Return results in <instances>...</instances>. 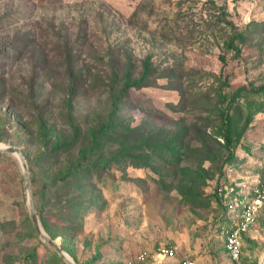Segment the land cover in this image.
<instances>
[{
  "label": "rangeland",
  "instance_id": "1",
  "mask_svg": "<svg viewBox=\"0 0 264 264\" xmlns=\"http://www.w3.org/2000/svg\"><path fill=\"white\" fill-rule=\"evenodd\" d=\"M262 86L264 0H0V147L21 150L40 224L76 264H128L159 246L259 264L264 203L234 263L212 197L222 181L243 191L264 177ZM118 142L158 155L125 156ZM62 144L49 166L44 148ZM0 264H65L35 235L7 154Z\"/></svg>",
  "mask_w": 264,
  "mask_h": 264
},
{
  "label": "built area",
  "instance_id": "2",
  "mask_svg": "<svg viewBox=\"0 0 264 264\" xmlns=\"http://www.w3.org/2000/svg\"><path fill=\"white\" fill-rule=\"evenodd\" d=\"M243 191H236L232 184L222 181L214 187L218 206L224 211L227 224L218 223L217 230L224 243L225 254L231 262H238L242 255V234L247 233L254 223L255 216L264 203V180H258ZM229 224V225H228ZM214 233L213 230H211ZM128 264H198L188 255L177 258L175 247L159 246L140 251Z\"/></svg>",
  "mask_w": 264,
  "mask_h": 264
},
{
  "label": "trees",
  "instance_id": "3",
  "mask_svg": "<svg viewBox=\"0 0 264 264\" xmlns=\"http://www.w3.org/2000/svg\"><path fill=\"white\" fill-rule=\"evenodd\" d=\"M238 37L241 39V35H238ZM230 48H232V45H230ZM129 78H130V75L128 74L127 75V80H126V82H125V85L123 86V93H127L128 92V90H129V88H131L132 87V84H130L129 83ZM241 90H243V91H245V89H241ZM260 91H264V86H262V87H259V88H257V89H255L254 90V92H260ZM72 92H73V90H72ZM115 113V112H114ZM228 119H229V117L227 116V115H225L224 116V120H223V138H224V141H225V143H226V147H227V149L229 150L230 149V145H231V143H232V137H231V135H230V133H229V131H228V129H229V127L227 126V121H228ZM114 126H116V124H114ZM123 144H127V143H124V142H118V145L119 146H123ZM47 145V144H46ZM132 144H127L126 146L127 147H129V148H127L126 146L125 147H123L122 148V150H123V155H125V156H129L130 157V155L133 153V152H137L138 154H139V158H143V159H145V160H147L148 159V161H149V159L150 160H154L155 159V157H157V155H158V149L157 148H149V150H151V156H152V158H148V155H147V157H145V156H143V157H141V153L144 151V147H142V146H140V147H138V145L136 146V145H134L133 144V146H131ZM132 147H135V148H132ZM69 148V145H66V144H62V145H60V146H58L57 148L55 147H52L51 148V145L50 146H47L46 147V149L44 148V152H43V155H44V159H45V162L49 165V166H51L50 164L51 163H53V161H52V159L53 158H55L56 157V155H57V153H59V151L61 152L62 150H66V149H68ZM133 149V150H132ZM60 154H64V153H60ZM53 157V158H52ZM52 158V159H51ZM237 156L235 155V153H234V151L232 150V149H230V151L228 152V155H227V157H226V159H225V161H224V166H226V167H228V168H230V169H234L237 165H238V162H237ZM240 160H242V159H240ZM69 166H72L71 164H69ZM64 172V170H60L59 172ZM51 180H53V179H51ZM261 181H263L264 180V177H262L261 176V179H260ZM237 191V190H236ZM213 199H214V205H215V208H217L218 207V198L216 197V195L215 196H213L212 197ZM37 213H38V216L40 217V213H39V211L37 210ZM226 216V215H225ZM224 220H220V223H221V221H225L226 220V217H224L223 218ZM31 220V219H30ZM41 220V219H40ZM31 224H32V227H33V230H34V233H35V235L38 237V235H37V233H36V231H35V228H34V226H33V223H32V221H31ZM224 224H227V221L224 223ZM41 225H42V227L44 228V230H45V232L47 233V235L52 239V240H54V238H55V235H51V234H49V232L47 231V227H45V225L43 224V221L41 222ZM229 225V224H228ZM246 235H247V233H245V234H242L241 235V237L243 238V240H244V238L246 237ZM39 238V237H38ZM223 252H225V248H224V243H223ZM244 251V250H243ZM55 253V252H54ZM56 254V253H55ZM59 257V256H58ZM241 258H242V255H241V257H240V260H241ZM59 259H61L60 257H59ZM62 260V259H61ZM239 260V261H240ZM238 261V262H239ZM234 263H236V262H234Z\"/></svg>",
  "mask_w": 264,
  "mask_h": 264
},
{
  "label": "water",
  "instance_id": "4",
  "mask_svg": "<svg viewBox=\"0 0 264 264\" xmlns=\"http://www.w3.org/2000/svg\"><path fill=\"white\" fill-rule=\"evenodd\" d=\"M0 154H7L14 156L21 167L22 170V178H23V189H24V195L26 198V203L28 206V213L30 216V219L33 223V226L35 228V231L39 237V239L48 246L51 250H53L65 264H76L69 256L66 254L61 247L58 245L57 241L52 240L43 230L40 221L38 219L35 205L33 201L32 191H31V183H30V174L28 170V166L26 163V160L21 152L20 149L17 147H13L10 145H6L4 148H0ZM259 264H264V255L261 258Z\"/></svg>",
  "mask_w": 264,
  "mask_h": 264
},
{
  "label": "bare ground",
  "instance_id": "5",
  "mask_svg": "<svg viewBox=\"0 0 264 264\" xmlns=\"http://www.w3.org/2000/svg\"><path fill=\"white\" fill-rule=\"evenodd\" d=\"M0 148H4V147H0Z\"/></svg>",
  "mask_w": 264,
  "mask_h": 264
}]
</instances>
